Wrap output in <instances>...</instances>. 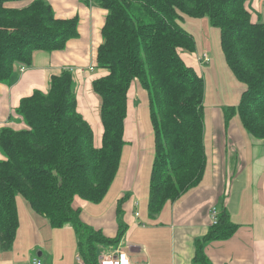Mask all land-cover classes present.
<instances>
[{
  "label": "trees",
  "instance_id": "trees-1",
  "mask_svg": "<svg viewBox=\"0 0 264 264\" xmlns=\"http://www.w3.org/2000/svg\"><path fill=\"white\" fill-rule=\"evenodd\" d=\"M0 0V82L10 81L16 66H30L36 50L63 48L78 35V17L60 18L47 0L10 7ZM107 9L93 79L101 97V143L77 109L73 72L54 74L47 91L21 98L16 113L25 126L0 128V250L9 249L19 225V195L53 227L71 224L84 264H99L103 248L124 234L122 197L117 206L118 233L106 235L84 221L74 198L98 202L112 184L122 156L129 91L135 79L147 90L155 146L148 212L155 216L168 201L198 185L206 165L204 141L205 80L184 54L196 50L186 16L207 17L220 30L225 59L245 84L237 105L246 130L264 137V21H254L247 0H96ZM207 233L196 240L194 261L212 264L206 242L230 237L237 229L222 198Z\"/></svg>",
  "mask_w": 264,
  "mask_h": 264
},
{
  "label": "crops",
  "instance_id": "crops-1",
  "mask_svg": "<svg viewBox=\"0 0 264 264\" xmlns=\"http://www.w3.org/2000/svg\"><path fill=\"white\" fill-rule=\"evenodd\" d=\"M32 1L14 0L6 5L23 7ZM47 1L57 17H78V35L70 38L63 48L36 50L30 66L24 70L16 66L10 81L0 82V128L7 125L23 128L25 123L16 113L21 98L36 89L47 91L52 75L69 68L75 80L77 109L92 125L95 143L100 145L101 102L93 93L92 83L107 72L95 66L107 9L96 0ZM247 5L254 21H264V0H247ZM190 17L186 16L184 21ZM200 21L203 26L211 24L207 17H201ZM210 51L209 41L205 40L204 46L196 43V50L184 57L201 72L206 62H201L199 57ZM207 63L205 70L209 72L211 56ZM228 105L232 104L224 102L212 104L209 109L204 107L206 165L198 185L176 200L168 201L152 216L148 212L149 184L144 185L146 175L142 171L144 140L137 86L133 81L125 123V140L131 143L129 157L124 159L125 144L115 178L102 200L74 198V206L82 209V219L101 228L106 235L116 236L117 206L124 197L123 220L127 224L124 249L133 261L200 264L194 261L196 240L207 233L213 222L212 210L222 198L238 227L228 238L206 242L205 253L212 264H264V137L249 133L238 113L227 119ZM3 157L0 150V158ZM16 204L19 225L13 245L0 250V264H32L33 257H39L45 264H84L78 256V239L71 224L53 227L21 195Z\"/></svg>",
  "mask_w": 264,
  "mask_h": 264
},
{
  "label": "rangeland",
  "instance_id": "rangeland-1",
  "mask_svg": "<svg viewBox=\"0 0 264 264\" xmlns=\"http://www.w3.org/2000/svg\"><path fill=\"white\" fill-rule=\"evenodd\" d=\"M200 20V17H190L185 21L182 20L181 24L193 34L197 46H204L205 40L207 42L209 41V44L211 46V51L209 52L212 58L211 69L209 70V72L207 69L205 70V67L208 66V63L206 62L203 63V68L201 71V73L204 75L205 80L206 99L204 107H207L209 109L212 104L224 102L232 105H237L241 100L242 92L245 86H242L243 83H241V81H239V79L231 71V68L225 59L219 28L211 24L208 26H203L201 25ZM134 81L136 82L137 86V102L140 105L141 126L144 140V156L142 161V171L143 174L146 175V177L144 178V185H146L147 183V185L149 184L150 186L149 175L154 159L155 146L154 127L150 114V103L147 90L141 86L140 82L137 79H135ZM93 93L101 102L100 95L95 91H93ZM125 144L126 146H124V159L126 160L128 159L130 154L131 143L126 141ZM142 202H144V200H142ZM140 206L141 205L139 204V208Z\"/></svg>",
  "mask_w": 264,
  "mask_h": 264
},
{
  "label": "built area",
  "instance_id": "built-area-1",
  "mask_svg": "<svg viewBox=\"0 0 264 264\" xmlns=\"http://www.w3.org/2000/svg\"><path fill=\"white\" fill-rule=\"evenodd\" d=\"M199 60L201 62H208L210 60V55L207 52H204ZM25 65H21V69L24 70ZM217 207L214 206L212 210L213 222H216L217 219ZM139 212H136L138 215ZM212 222V223H213ZM125 247V236L124 234L120 237L118 242L114 245L103 248L99 255V264H148L147 262H135L128 255ZM32 264H45L39 257L32 258Z\"/></svg>",
  "mask_w": 264,
  "mask_h": 264
}]
</instances>
